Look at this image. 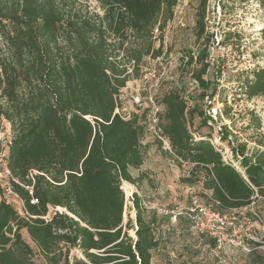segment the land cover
Masks as SVG:
<instances>
[{"label":"trees","instance_id":"obj_1","mask_svg":"<svg viewBox=\"0 0 264 264\" xmlns=\"http://www.w3.org/2000/svg\"><path fill=\"white\" fill-rule=\"evenodd\" d=\"M95 1L101 15L78 0H0V122L10 126L7 166L29 215L19 216L0 199V264H35L34 256L48 264H70L73 249L83 260L73 257L72 264H151L160 246L156 215L145 216L136 194L134 222L123 223L120 186L134 184L130 169L143 164L144 115L124 121L114 110L119 90L138 78L144 59L162 54L161 45L154 48L153 30L172 19L177 0ZM207 1L201 0L196 11L197 40L209 39ZM259 3L264 6V0ZM233 36L238 37L224 33L222 43ZM206 54L198 57L201 69L195 75L201 101L210 86L201 79ZM237 94L248 101L264 96V66L246 73ZM190 100L195 101L174 89L156 98L171 150L193 164L183 182H200L219 211L244 207L255 194L264 198V134L257 132V148L247 155V144L235 136L229 140L232 131L221 126L218 138L229 146L242 175L224 164L208 140L211 135L193 142V118L198 115L206 124V115L196 103L189 107ZM230 112L225 103L219 117L229 118ZM249 114L259 131V118ZM21 185L32 186V195ZM49 206L66 212L45 221L41 217ZM22 230L35 249L22 239ZM248 255V264H264V251Z\"/></svg>","mask_w":264,"mask_h":264},{"label":"rangeland","instance_id":"obj_2","mask_svg":"<svg viewBox=\"0 0 264 264\" xmlns=\"http://www.w3.org/2000/svg\"><path fill=\"white\" fill-rule=\"evenodd\" d=\"M78 2L86 5L91 12L101 15L102 12L95 0H78ZM200 2L201 0H177L172 19L162 30L157 28L153 30L154 48L158 49L161 45L162 54L156 59L145 58L138 78H130L125 84L124 91L129 93L134 89L146 88L148 93L159 99L167 90L174 89L187 99L194 98L195 101L190 100L189 107L196 103L198 110L206 115V124H203L202 118L195 115L191 131L198 132L202 137L211 135V144L220 154L222 153L226 157L225 150L227 149L233 160L237 161L230 152L227 143L221 142L218 136L221 126L226 125L232 131V135L228 139L235 140V136L237 143H246L247 155H251L257 148L253 142L258 137L257 132L264 134V96L248 101L237 94L238 85L246 73L256 67L264 66L262 58L264 6L260 5L259 0H246L242 3L238 0H208L205 33L209 39L197 40L195 20ZM223 3L224 10L221 9ZM227 32L236 33L238 37L233 36L230 41L222 43L224 33ZM204 51L207 56L203 63L207 66L201 79L205 82L208 81L210 86L208 95L206 94L204 100L201 101L198 100L201 90L195 75L201 69L198 57ZM189 57L193 58L191 63H189ZM214 89H216V93L210 96ZM225 103L231 109L229 118L219 117L220 110L223 111ZM212 108L217 109L215 119L208 115V111ZM251 111L259 118V131L253 129L254 125L249 114ZM10 139V126L2 120L0 122V153H8ZM143 145L148 151L146 152L144 149L143 155L145 159L147 158L148 163L158 166L169 163V168L179 169V171L175 169V176L177 180L180 179V183L173 189L174 194L172 193L170 198L165 199L163 206L167 209L186 206L188 195L185 186L188 183L183 181L188 178L190 166L182 164L178 166L176 161H173L172 157L169 159L170 157L161 149L157 141L149 135L144 137ZM139 180L141 179L139 178ZM135 183H126V185L124 183V188L121 183L120 189L123 194L124 190L133 191L141 201L151 204L148 198L151 191L146 189V182L143 184L137 182V185ZM193 186L195 193L205 200L209 192L202 189L200 182ZM18 206L19 204L14 205L17 213ZM57 208L62 213L66 212L63 208ZM258 209L264 217V200L258 201ZM151 213L156 215L157 237L160 240V246L154 253L152 264H161L167 259L181 264L215 263L216 259L202 247V242L187 231L188 226L185 221L179 218L175 224H171L168 216L156 214L152 210H146L145 216L149 217ZM122 216L123 223H126L128 219L134 222L135 210L133 204L126 201L125 194ZM259 232L260 235H264L262 231ZM128 233L134 237L133 230H129ZM21 235L22 239L35 249L24 230L21 231ZM208 243L213 244L212 241ZM257 251L262 252L264 249L259 248ZM73 253L74 258L83 260L82 255L74 251ZM33 260L35 264H48L42 257L34 256ZM221 260L223 264H248L250 256L241 253L237 248L227 247L225 253L221 255ZM59 264H63V261Z\"/></svg>","mask_w":264,"mask_h":264},{"label":"built area","instance_id":"obj_3","mask_svg":"<svg viewBox=\"0 0 264 264\" xmlns=\"http://www.w3.org/2000/svg\"><path fill=\"white\" fill-rule=\"evenodd\" d=\"M124 88L119 90L116 97L114 115H118L122 120L128 121L132 119L135 114H143L145 136L149 135L157 141L161 149L168 153L170 159L172 157L173 161H176L178 166H181V164L183 166L187 165L190 166L191 169L193 164L183 162L171 150L169 140L164 135L160 125L162 107L158 104L156 98L148 93L146 88L134 89L129 93H126ZM208 115L215 119L217 109L212 108L208 111ZM218 129L220 128L218 127ZM190 134L193 142L204 138L199 135L198 132L190 131ZM208 140L211 143V139ZM225 154L227 159L221 153L224 164L231 166L243 175V169L239 167L237 161L233 160L231 154L229 155V150L226 149ZM7 156L8 153H0V199L13 207L15 204H19V216H29L25 210L23 201L13 189L12 183H18V181L13 177L7 166ZM35 173V171L29 172V177L33 179ZM124 183L125 182H122L123 188ZM21 186L32 195V186ZM185 189L188 195V202L184 207L167 209L164 206L151 205L143 200L141 201V205L146 210H152L156 212V214L168 216L171 224H175L179 218L185 221L188 226L187 231L202 242V247L209 251L216 259L214 264H223L221 255L225 253L227 247L237 248L241 253L246 255L259 248L264 249V235H260L261 233L259 232L262 231V234H264V217L258 209V201L260 199L264 200V198L255 194L251 197L249 204L244 207L219 211L214 208L213 201L210 197L202 200L195 193L193 185L188 184L185 186ZM124 194L126 201L132 204L134 196L133 191L127 192L124 190ZM36 203L37 201L34 198L30 199V204L35 205ZM55 212L62 213L57 207L54 208L49 206L47 214L41 218L48 221ZM209 241H212L213 244L211 245L208 243ZM73 251L81 255L77 249L71 250L68 257L70 264H72ZM200 264L204 263L200 262Z\"/></svg>","mask_w":264,"mask_h":264},{"label":"crops","instance_id":"obj_4","mask_svg":"<svg viewBox=\"0 0 264 264\" xmlns=\"http://www.w3.org/2000/svg\"><path fill=\"white\" fill-rule=\"evenodd\" d=\"M144 149L146 151V148ZM166 154L168 155V153ZM168 165L165 164L164 166L163 165L158 166L152 163H148L147 158L145 159V156H144V161L140 168L130 169V174L132 178L137 180L135 183L136 185L138 183L143 184L144 182H146V189H149V191H151V193L148 194L149 195L148 198L150 199V202L153 205L163 206L165 199L170 198L171 197L170 195L172 193L174 194L173 189L176 188V185L180 183V179L177 180L175 176V171L176 170L179 171V169L175 167L174 168L176 170L173 169L172 167L169 168L170 165L169 166ZM155 173L156 175H154ZM139 178L141 180H139ZM207 192H209L207 197H210V191H207ZM153 258H154V255H153ZM153 258H152L151 264L153 262Z\"/></svg>","mask_w":264,"mask_h":264},{"label":"bare ground","instance_id":"obj_5","mask_svg":"<svg viewBox=\"0 0 264 264\" xmlns=\"http://www.w3.org/2000/svg\"><path fill=\"white\" fill-rule=\"evenodd\" d=\"M125 185H126V182H125Z\"/></svg>","mask_w":264,"mask_h":264}]
</instances>
